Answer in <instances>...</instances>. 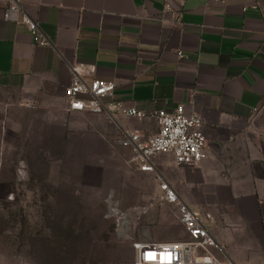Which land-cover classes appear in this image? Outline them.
I'll return each instance as SVG.
<instances>
[{"label": "crops", "instance_id": "obj_1", "mask_svg": "<svg viewBox=\"0 0 264 264\" xmlns=\"http://www.w3.org/2000/svg\"><path fill=\"white\" fill-rule=\"evenodd\" d=\"M5 5L0 0V108L10 118L12 108L44 119L91 117L100 132L109 121L118 139L122 131L156 133L152 119L67 113L71 67L87 83L114 84L106 104L145 114L183 106L203 121L205 158L188 167L161 154L156 170L193 212L211 215L215 255L264 264V0H22L50 43L44 47L3 21ZM156 227L171 237L154 242L187 238L179 223L175 234L164 222Z\"/></svg>", "mask_w": 264, "mask_h": 264}, {"label": "rangeland", "instance_id": "obj_2", "mask_svg": "<svg viewBox=\"0 0 264 264\" xmlns=\"http://www.w3.org/2000/svg\"><path fill=\"white\" fill-rule=\"evenodd\" d=\"M0 108V264H132V243L175 234L176 211L109 121ZM164 215L165 218L159 216ZM161 229V228H160Z\"/></svg>", "mask_w": 264, "mask_h": 264}, {"label": "built area", "instance_id": "obj_3", "mask_svg": "<svg viewBox=\"0 0 264 264\" xmlns=\"http://www.w3.org/2000/svg\"><path fill=\"white\" fill-rule=\"evenodd\" d=\"M21 1L6 0L3 21L22 25L33 45L50 46L37 23L23 11ZM70 71L71 82L64 90L67 113L88 112L111 119V114L117 112L123 117L136 120L152 119L157 125L156 133L146 139H142L138 131H122L118 143L130 152L132 162L139 172L153 175L159 191V200L176 211L177 221L187 238L182 241L158 243L152 241L148 229L143 228L141 238L132 243V264H233L230 260L221 259L214 254L217 244L208 231L211 215L206 213L201 216L193 212L153 164V158L161 154H169L175 164L188 167H196L204 160L207 141L202 132V119L195 114H187L183 106L145 114L134 107H124L112 102L106 104L104 100L113 97V83L98 79L87 83L76 68L71 67Z\"/></svg>", "mask_w": 264, "mask_h": 264}, {"label": "snow or ice", "instance_id": "obj_4", "mask_svg": "<svg viewBox=\"0 0 264 264\" xmlns=\"http://www.w3.org/2000/svg\"><path fill=\"white\" fill-rule=\"evenodd\" d=\"M152 254H150V256H151Z\"/></svg>", "mask_w": 264, "mask_h": 264}]
</instances>
